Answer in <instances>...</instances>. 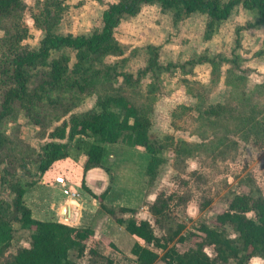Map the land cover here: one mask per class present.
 <instances>
[{
	"label": "rangeland",
	"instance_id": "rangeland-1",
	"mask_svg": "<svg viewBox=\"0 0 264 264\" xmlns=\"http://www.w3.org/2000/svg\"><path fill=\"white\" fill-rule=\"evenodd\" d=\"M116 1L23 0L22 22L28 35L21 48L36 49L49 29L70 35L98 31L102 11ZM256 20L255 11L241 6L226 19L214 21L203 12L183 15L158 3H145L135 15L122 17L114 29L119 54L82 60L71 48L52 50L45 62L28 69V89L33 91L51 60L66 57L61 84L40 93L29 110L15 104L0 120L6 137L0 149V199L11 202L10 182L42 181L38 157L46 143L57 141L50 132L63 123L67 132L82 116L98 109L99 96L120 93L144 106L162 161L155 174L147 176L149 156L144 150L126 137L107 144L113 172L122 176L118 197L130 202L138 180L144 188L142 217L168 246L187 250L189 239L180 238L200 221L213 226L231 193L264 196V23ZM81 73L90 75L84 83ZM125 75L131 79L125 80ZM206 109H216L218 115L207 116ZM83 155L71 141L68 156L78 160ZM62 165L55 162L58 168ZM93 177L102 185L98 173ZM108 183L107 178L103 191ZM36 191L34 210L47 204L43 191ZM19 228L16 219L0 225V247L10 243L7 254L28 244L29 231ZM120 245L127 247L124 240ZM97 250L112 264H135L130 252L108 251L105 242ZM69 256L86 264L87 255L77 258L71 251ZM249 264L264 261L255 256Z\"/></svg>",
	"mask_w": 264,
	"mask_h": 264
},
{
	"label": "trees",
	"instance_id": "trees-1",
	"mask_svg": "<svg viewBox=\"0 0 264 264\" xmlns=\"http://www.w3.org/2000/svg\"><path fill=\"white\" fill-rule=\"evenodd\" d=\"M145 3H158L163 9H174L183 15L203 12L214 21L226 19L234 7L241 6L255 11L256 22L264 23V0H117L102 11L98 31L88 35H70L51 32L47 28L49 30L41 37L36 49L24 50L21 42L28 35V29L22 22L25 4L23 0H0V120L13 111L15 104L29 110L40 93L61 84L67 70L66 57L51 60L49 70L37 80L33 91L28 89V69L45 62L52 50L71 48L82 60L119 54L114 29L122 17L135 15ZM35 21L40 24L37 17ZM89 77L88 73H81L79 79L83 82ZM130 79L125 75V80ZM96 104L97 110L82 116L67 132L63 123L49 133V137L57 141L43 146V154L38 157V170L44 173L52 162L68 156L71 141L85 156L84 172L92 167H101L109 180L105 190L94 194L84 179L82 187L98 201L101 211L129 234L142 240V243L134 242L129 251L135 264H156L157 260L162 264H228L230 261L249 264L255 256L264 261V196L261 194L253 195L249 191L231 193L227 197L226 208L216 214L213 226L200 221L188 231L187 236L180 238H187L191 243V247L183 252L164 243L154 233L151 222L136 215V209L106 204L104 197L114 178L107 144L126 137L132 145L144 150L149 156L145 169L147 176L155 174L162 158L158 142L150 135V120L144 106L135 104L120 93L99 96ZM204 112L207 116L218 115L216 109ZM5 140L0 131V149L4 147ZM32 184V181L23 184L18 180L10 182L11 202L0 199V225L7 226L16 219L20 223L19 229L29 231L28 244L17 247L13 253H6L9 242L0 247V264H77L69 256L71 251L77 258L87 255L86 264H112L110 258L85 242L93 234L92 229L34 218L23 201L24 192ZM126 214L128 216L124 217ZM155 249H161L163 253L159 255Z\"/></svg>",
	"mask_w": 264,
	"mask_h": 264
},
{
	"label": "crops",
	"instance_id": "crops-1",
	"mask_svg": "<svg viewBox=\"0 0 264 264\" xmlns=\"http://www.w3.org/2000/svg\"><path fill=\"white\" fill-rule=\"evenodd\" d=\"M84 159V155L78 160L66 156L58 160L63 163L59 168L55 166L56 160L53 163L54 165L52 164L43 173L42 181L37 183L38 185L34 184L32 185L33 187L30 186L26 189L23 194V201L30 208L34 218L69 222L71 226L79 229L90 228L93 230V234L85 240L86 243L98 249L99 244L102 245V243L105 242L106 250L108 249V251H110L113 249L127 254L134 242L137 241L142 243V240L135 235L128 234V232L121 225L112 220L110 216L101 212L98 201L82 187L81 182L82 179H84L86 186L94 194H100L103 191L102 189L106 186L105 183L108 178L103 169H101L100 172L99 167H92L84 172L82 167ZM73 171L76 173V176L72 178L71 172ZM95 173H98L97 181L99 179L103 181V183H101L102 185H100L99 182L97 184L95 183V178L93 177ZM117 174L116 171L113 181L110 184V189L104 197V202L111 206H126L136 209V215L143 218L140 212L144 196L143 186L137 180L134 196L131 197L130 202L123 203L121 197H118L122 176L119 177ZM57 175H63L66 181V187L72 191H77V197L66 196L62 193L61 186L54 181ZM36 190L43 191L46 195L45 199H47V204H45L42 209L39 208L34 210L33 205H35V197L33 198V196L36 194ZM48 190L50 193H48ZM38 200L42 201L40 196H38ZM99 230H101L100 233ZM124 231L127 232V234H125ZM119 240H124L127 247H121ZM111 244L115 247H112Z\"/></svg>",
	"mask_w": 264,
	"mask_h": 264
},
{
	"label": "built area",
	"instance_id": "built-area-1",
	"mask_svg": "<svg viewBox=\"0 0 264 264\" xmlns=\"http://www.w3.org/2000/svg\"><path fill=\"white\" fill-rule=\"evenodd\" d=\"M54 181L61 186V191L64 195L70 196V197H77L78 196L77 191H72L68 187H66V181L62 175L55 176Z\"/></svg>",
	"mask_w": 264,
	"mask_h": 264
}]
</instances>
